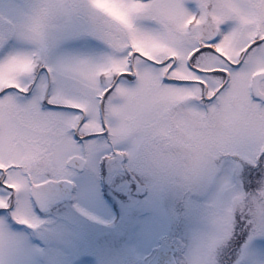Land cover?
Returning a JSON list of instances; mask_svg holds the SVG:
<instances>
[{"label": "snow or ice", "instance_id": "obj_1", "mask_svg": "<svg viewBox=\"0 0 264 264\" xmlns=\"http://www.w3.org/2000/svg\"><path fill=\"white\" fill-rule=\"evenodd\" d=\"M0 264H264V0H0Z\"/></svg>", "mask_w": 264, "mask_h": 264}]
</instances>
